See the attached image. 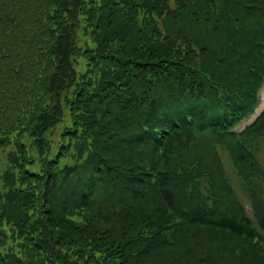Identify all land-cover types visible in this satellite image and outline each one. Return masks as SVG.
Here are the masks:
<instances>
[{
	"label": "trees",
	"instance_id": "obj_1",
	"mask_svg": "<svg viewBox=\"0 0 264 264\" xmlns=\"http://www.w3.org/2000/svg\"><path fill=\"white\" fill-rule=\"evenodd\" d=\"M263 86L264 0H0V264H264Z\"/></svg>",
	"mask_w": 264,
	"mask_h": 264
},
{
	"label": "rangeland",
	"instance_id": "obj_2",
	"mask_svg": "<svg viewBox=\"0 0 264 264\" xmlns=\"http://www.w3.org/2000/svg\"><path fill=\"white\" fill-rule=\"evenodd\" d=\"M87 39H88V37L86 35L82 36V42H85ZM260 106H261V103L259 104L258 109ZM245 123H247V122H244L241 125H243ZM7 153H8L7 149L4 150V149L0 148V178H1V175L4 173V171L8 168ZM259 156H260L262 163L264 164V149L261 151ZM225 162H226L227 168L229 169V172L231 173V175H234L232 167L229 164V159L227 157H225Z\"/></svg>",
	"mask_w": 264,
	"mask_h": 264
}]
</instances>
